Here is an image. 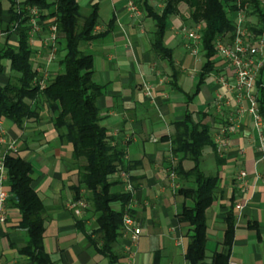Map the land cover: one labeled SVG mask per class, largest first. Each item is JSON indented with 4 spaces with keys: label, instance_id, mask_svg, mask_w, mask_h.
<instances>
[{
    "label": "crops",
    "instance_id": "obj_1",
    "mask_svg": "<svg viewBox=\"0 0 264 264\" xmlns=\"http://www.w3.org/2000/svg\"><path fill=\"white\" fill-rule=\"evenodd\" d=\"M3 18L0 22V50L8 43L17 47L14 36L5 32L9 21L8 0H0ZM24 3L27 0H18ZM53 2L54 0H49ZM83 16L98 7L99 20L95 34L99 38L84 45L94 58V80L105 87L98 106L102 111V125L109 131L112 144L125 150V162L134 178V194L130 204L131 216L141 234L136 242L125 231L115 251L122 256L119 264H189L186 251L189 227L179 222L184 206L190 204L179 193L181 182L173 180L169 167L176 163L171 156L170 137L174 123L182 121L187 112L198 122L201 114L208 113L207 122L214 136L219 132L223 119L214 110V99L221 90L217 77L224 74L222 63L211 73L195 94L203 55L193 57L185 46L180 19L172 17L165 38L166 46L173 51L181 69L178 86L172 85V72L167 63L152 52L155 22L139 9L138 14L129 10V0H77ZM83 8L85 12H83ZM114 20L111 28L110 22ZM49 66L53 78L62 71L60 61ZM36 64L42 60L34 59ZM2 67V68H1ZM8 62L0 66V83L7 81ZM154 90V99L146 97L145 87ZM186 95L193 96L187 103ZM5 138L17 145L20 156L33 166V188L45 207L44 248L54 264H109L79 231L78 221L84 222L87 233L95 227V217L87 209H70L74 200L72 187L78 185V166L71 161L70 146H61L50 118L28 122L19 130L10 121H2ZM156 140V142H154ZM258 135L249 116L243 128L231 137L229 149L219 164L214 150L204 152L203 169L219 179L216 200L207 212L209 259L222 249L226 230L225 218L230 199L236 197L246 206L238 216L230 262L233 264H264V181H256L255 174L264 178V160L257 148ZM186 168H190L187 164ZM241 171L249 175V189L241 195L237 177ZM118 180V176L115 178ZM120 188V187H119ZM84 193V192H83ZM11 199V198H10ZM12 200V199H11ZM236 209V206H235ZM8 220L0 226V264H27L19 253L26 241V232L18 229L19 211L12 201L7 203ZM254 226L251 228L250 226Z\"/></svg>",
    "mask_w": 264,
    "mask_h": 264
},
{
    "label": "trees",
    "instance_id": "obj_2",
    "mask_svg": "<svg viewBox=\"0 0 264 264\" xmlns=\"http://www.w3.org/2000/svg\"><path fill=\"white\" fill-rule=\"evenodd\" d=\"M155 0H134L136 6L147 13L155 22L152 52L165 61L172 72V85L181 92L178 80L181 69L174 54L165 44L169 21L172 17L183 18L186 25L203 23L201 54L204 58L199 73L198 94L206 79L217 69L216 42L234 34L235 16L239 9L249 6L248 15L263 22L259 0H164V7L158 10ZM9 21L5 32L14 36L17 47L6 43L0 50V66L8 62L7 81L0 83V121H10L19 130L28 122L39 121L43 116L50 118L61 146L72 149L71 161L78 166L79 182L72 187L74 200H85L87 212L95 217V227L87 233L84 222L78 221L79 231L85 234L97 253L109 264H119L122 256L115 251L119 239L125 233L123 217L130 213L133 196L124 193L119 177L122 171L130 172L125 162V150L112 144L109 131L102 125V111L99 100L105 87L94 80V58L83 46L97 38L98 7L94 6L88 16H83L77 0H8ZM37 7L44 13V22L54 21L59 30L62 71L50 79L44 88L34 61L35 50L29 41V8ZM187 8L185 18L182 9ZM3 5L0 1V22ZM114 20L110 22L112 28ZM255 33H257L256 27ZM2 68V67H1ZM187 103L193 96L186 95ZM259 105L264 118V88L259 84ZM208 113L201 114L195 122L192 113L187 112L182 121L175 122V131L163 141L170 142L171 156L176 160L169 167L176 173L181 187L179 193L185 201L179 222L189 227L186 260L189 264H230L236 231V197L230 199V207L225 218L226 230L222 249L215 251L209 259L207 212L216 200L219 179L207 174L203 169L206 149L214 150L221 165L225 161L217 153ZM189 164L190 168H186ZM8 180L6 188L15 209L19 211L17 228L26 232L27 241L19 253L27 258V264H54L44 248L45 207L37 191L33 188V166L20 153H9L6 158ZM134 181V178H132ZM120 187V188H119ZM84 192V193H83ZM254 228V226H250Z\"/></svg>",
    "mask_w": 264,
    "mask_h": 264
},
{
    "label": "built area",
    "instance_id": "obj_3",
    "mask_svg": "<svg viewBox=\"0 0 264 264\" xmlns=\"http://www.w3.org/2000/svg\"><path fill=\"white\" fill-rule=\"evenodd\" d=\"M19 2V1H18ZM263 13V22L258 24L257 20L248 15L249 6L242 7L238 4L235 16V31L233 36L227 35L216 42L217 62L222 63L224 74L217 77V84L221 90L214 99V110L218 117L223 119L219 132L214 136L217 153L222 157L230 147L231 137L243 128V120L249 116L252 127L258 135L259 146L257 153L260 160H264V118L259 105V84L264 88V0H259ZM20 3V2H19ZM129 10L138 14L139 9L134 0H129ZM29 41L35 50L34 59L42 60L37 71L42 76L40 85L45 87L52 79L49 74V66L58 60L61 51L59 43V30L54 21L44 22L43 11L37 7L29 8ZM203 23L183 25L180 29L185 35V46L193 57L201 53L203 38ZM256 27L257 33H255ZM146 97L154 99L153 87H145ZM156 142V140L154 141ZM17 145L5 138V131L0 121V226L5 225L8 220L7 203L10 194L6 188L8 170L6 158L9 153L17 152ZM170 176L176 179V173L171 169ZM119 179L124 186V193L134 194V185L131 175L125 171L119 174ZM256 181H264L259 173L255 174ZM240 194L244 195L249 189V175L241 171L237 177ZM246 202L239 201L236 205L238 216L245 209ZM70 209L85 210L88 204L85 200L71 201ZM125 231L131 233V238L136 242L141 230L136 226L134 219L128 212L123 217ZM230 264H233L230 262Z\"/></svg>",
    "mask_w": 264,
    "mask_h": 264
},
{
    "label": "rangeland",
    "instance_id": "obj_4",
    "mask_svg": "<svg viewBox=\"0 0 264 264\" xmlns=\"http://www.w3.org/2000/svg\"><path fill=\"white\" fill-rule=\"evenodd\" d=\"M154 4H155V6H156V8L158 10H162L163 7H164V0H155L154 1ZM83 12H85V9L84 8H83ZM182 14L184 15L185 18H188L189 17V11L187 10L186 7L182 9ZM180 21H181L182 24H185L186 25V23L183 20V18H181ZM204 61H205L204 58H202V63H204Z\"/></svg>",
    "mask_w": 264,
    "mask_h": 264
}]
</instances>
